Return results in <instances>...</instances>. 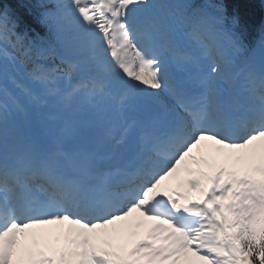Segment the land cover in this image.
<instances>
[{
    "label": "snow or ice",
    "instance_id": "1",
    "mask_svg": "<svg viewBox=\"0 0 264 264\" xmlns=\"http://www.w3.org/2000/svg\"><path fill=\"white\" fill-rule=\"evenodd\" d=\"M29 11L42 33L0 0V264H264V26L246 44L225 0Z\"/></svg>",
    "mask_w": 264,
    "mask_h": 264
},
{
    "label": "trees",
    "instance_id": "2",
    "mask_svg": "<svg viewBox=\"0 0 264 264\" xmlns=\"http://www.w3.org/2000/svg\"><path fill=\"white\" fill-rule=\"evenodd\" d=\"M4 3L11 7L15 14L24 21L29 29H35L36 31L40 29V26L35 22V19L30 14L29 5L30 0H4ZM229 6L231 10L239 13L241 17L253 18L258 13L257 4L251 0H229Z\"/></svg>",
    "mask_w": 264,
    "mask_h": 264
},
{
    "label": "bare ground",
    "instance_id": "3",
    "mask_svg": "<svg viewBox=\"0 0 264 264\" xmlns=\"http://www.w3.org/2000/svg\"><path fill=\"white\" fill-rule=\"evenodd\" d=\"M167 184V182H165ZM53 228V226L51 225H46V226H42V229H51Z\"/></svg>",
    "mask_w": 264,
    "mask_h": 264
},
{
    "label": "rangeland",
    "instance_id": "4",
    "mask_svg": "<svg viewBox=\"0 0 264 264\" xmlns=\"http://www.w3.org/2000/svg\"><path fill=\"white\" fill-rule=\"evenodd\" d=\"M55 102V101H54Z\"/></svg>",
    "mask_w": 264,
    "mask_h": 264
}]
</instances>
